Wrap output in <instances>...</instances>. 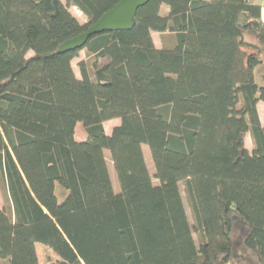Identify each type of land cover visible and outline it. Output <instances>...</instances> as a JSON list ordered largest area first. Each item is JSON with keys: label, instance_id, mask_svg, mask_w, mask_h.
<instances>
[{"label": "trees", "instance_id": "obj_1", "mask_svg": "<svg viewBox=\"0 0 264 264\" xmlns=\"http://www.w3.org/2000/svg\"><path fill=\"white\" fill-rule=\"evenodd\" d=\"M118 1L0 0V264H39L36 243L52 264H264L260 6L149 0L131 29L59 51Z\"/></svg>", "mask_w": 264, "mask_h": 264}, {"label": "rangeland", "instance_id": "obj_2", "mask_svg": "<svg viewBox=\"0 0 264 264\" xmlns=\"http://www.w3.org/2000/svg\"><path fill=\"white\" fill-rule=\"evenodd\" d=\"M69 9H70L71 13L79 21L84 22V20H85L84 16L81 14L80 11H78L73 6H71ZM165 11H166V8L165 7L162 8V13H164ZM152 37H153V41H154V44L156 45V47H171L173 45L174 40H173V35L171 33H161V34L153 33ZM31 54H32V52H29L28 56ZM81 60H85L87 62L90 77L94 78L93 71H92L91 67L89 66L91 60L89 57H87L85 50H80L78 53V56L72 60V67H73V70H74L76 76L80 77L78 62ZM256 81H257V83H261V70L259 71V69L256 71ZM262 117H264V116H262ZM118 123H119V121L112 119L109 121H105L103 125H104L106 132L109 133L111 128ZM84 138H85V132L83 130L81 123H78L76 126V139L82 140ZM245 144L249 150L252 149L253 142H252V139H251V136L249 133H247V135L245 137ZM142 148H143L144 157H145V161H146L149 173H150V175H153L154 167H153V163H152L150 150H149L147 145H143ZM104 155L106 158L110 177L112 180L113 190L115 192H118L119 191V185H118L117 177H116V174L114 171V167H113L112 162L110 160V154L107 150H105ZM153 182L156 184L157 180L153 179ZM180 191H181L183 203L185 206L186 214L188 216V220H189L190 224L193 225L194 224L193 215H192L188 200L186 198V194L184 192V186H183L182 182H180ZM2 207H7V202L4 199V195H3L1 187H0V208H2ZM193 237H194L195 242L198 243V233L196 231L193 232ZM35 246H36L39 264H52L57 260L56 256L44 245H42L40 243H36Z\"/></svg>", "mask_w": 264, "mask_h": 264}, {"label": "water", "instance_id": "obj_3", "mask_svg": "<svg viewBox=\"0 0 264 264\" xmlns=\"http://www.w3.org/2000/svg\"><path fill=\"white\" fill-rule=\"evenodd\" d=\"M148 1L119 0L112 8L102 14L95 23L91 24L86 31L63 42L59 47V51L80 49L86 40L94 34L105 31L131 29L134 25L136 11Z\"/></svg>", "mask_w": 264, "mask_h": 264}, {"label": "crops", "instance_id": "obj_4", "mask_svg": "<svg viewBox=\"0 0 264 264\" xmlns=\"http://www.w3.org/2000/svg\"><path fill=\"white\" fill-rule=\"evenodd\" d=\"M253 3L258 4L261 9V19L264 22V0H251ZM257 110H258V115L261 121V124L264 126V101H259L257 103ZM117 121H120L119 119H114Z\"/></svg>", "mask_w": 264, "mask_h": 264}]
</instances>
